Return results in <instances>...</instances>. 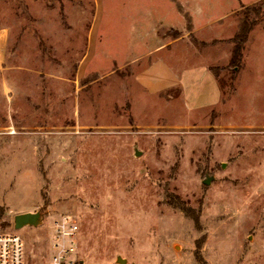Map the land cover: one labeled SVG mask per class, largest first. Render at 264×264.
Here are the masks:
<instances>
[{"label": "rangeland", "instance_id": "rangeland-1", "mask_svg": "<svg viewBox=\"0 0 264 264\" xmlns=\"http://www.w3.org/2000/svg\"><path fill=\"white\" fill-rule=\"evenodd\" d=\"M183 36L197 58H152ZM155 59L220 68L221 102L145 92ZM27 212L43 225L15 230ZM62 214L79 264H264V0H0V232L47 264Z\"/></svg>", "mask_w": 264, "mask_h": 264}, {"label": "crops", "instance_id": "crops-1", "mask_svg": "<svg viewBox=\"0 0 264 264\" xmlns=\"http://www.w3.org/2000/svg\"><path fill=\"white\" fill-rule=\"evenodd\" d=\"M197 30L193 32V35L196 36ZM184 39L183 36L156 49L152 53V58H163L159 53L172 51L171 48L173 47L180 48L179 55L176 54L174 58H197L196 45H189ZM210 68V65L203 63L180 68L176 71L164 59H155L137 74L136 82L141 89L150 95L179 87L182 102L189 111L210 108L219 104L222 97L219 84Z\"/></svg>", "mask_w": 264, "mask_h": 264}, {"label": "built area", "instance_id": "built-area-1", "mask_svg": "<svg viewBox=\"0 0 264 264\" xmlns=\"http://www.w3.org/2000/svg\"><path fill=\"white\" fill-rule=\"evenodd\" d=\"M47 264H79L80 226L75 217L62 214L50 225ZM0 264H28L26 247L19 233L0 232Z\"/></svg>", "mask_w": 264, "mask_h": 264}, {"label": "trees", "instance_id": "trees-1", "mask_svg": "<svg viewBox=\"0 0 264 264\" xmlns=\"http://www.w3.org/2000/svg\"><path fill=\"white\" fill-rule=\"evenodd\" d=\"M244 13H245L244 19H241V21H239L238 30L236 31L233 38L230 39V43L233 44L232 58L230 61L231 66L241 63L244 56L245 45L249 39L250 33L256 25L257 18L263 14L261 9L255 10V7L252 6L245 8ZM250 14H254L256 18L254 19L250 18ZM210 71L213 73L214 77L216 78L220 89H222L221 84L219 82V77H220L219 73L221 69L212 67L210 68Z\"/></svg>", "mask_w": 264, "mask_h": 264}, {"label": "water", "instance_id": "water-1", "mask_svg": "<svg viewBox=\"0 0 264 264\" xmlns=\"http://www.w3.org/2000/svg\"><path fill=\"white\" fill-rule=\"evenodd\" d=\"M136 156H140L141 152H139L137 149L135 151ZM215 178L213 176L207 178L203 181V184L210 185L212 180ZM14 228L15 230H21L25 227H40L44 223V217L41 214V212H27L19 214L15 217L14 220ZM118 264H127V260L123 259L122 257L117 258Z\"/></svg>", "mask_w": 264, "mask_h": 264}]
</instances>
